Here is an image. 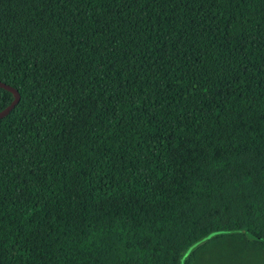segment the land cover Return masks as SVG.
I'll return each mask as SVG.
<instances>
[{"label":"trees","instance_id":"trees-1","mask_svg":"<svg viewBox=\"0 0 264 264\" xmlns=\"http://www.w3.org/2000/svg\"><path fill=\"white\" fill-rule=\"evenodd\" d=\"M0 83V264H264V0H0Z\"/></svg>","mask_w":264,"mask_h":264},{"label":"water","instance_id":"water-1","mask_svg":"<svg viewBox=\"0 0 264 264\" xmlns=\"http://www.w3.org/2000/svg\"><path fill=\"white\" fill-rule=\"evenodd\" d=\"M0 88L5 89L6 91L10 92L13 95L12 101L9 103V105L0 111V118H2L14 107V105L18 101L19 96L15 90H13L11 87L3 83H0Z\"/></svg>","mask_w":264,"mask_h":264}]
</instances>
